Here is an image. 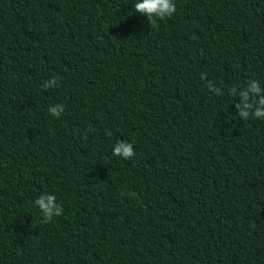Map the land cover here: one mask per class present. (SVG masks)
I'll return each instance as SVG.
<instances>
[{
    "label": "trees",
    "instance_id": "trees-1",
    "mask_svg": "<svg viewBox=\"0 0 264 264\" xmlns=\"http://www.w3.org/2000/svg\"><path fill=\"white\" fill-rule=\"evenodd\" d=\"M135 2L0 0V264H264V0Z\"/></svg>",
    "mask_w": 264,
    "mask_h": 264
},
{
    "label": "clouds",
    "instance_id": "clouds-1",
    "mask_svg": "<svg viewBox=\"0 0 264 264\" xmlns=\"http://www.w3.org/2000/svg\"><path fill=\"white\" fill-rule=\"evenodd\" d=\"M133 8L135 11L146 14L152 24L155 23L156 18L171 17L176 12V5L173 0H136ZM54 82V80H50L47 82L46 86H53ZM248 91L259 93L260 87L258 82L254 80ZM248 91L244 92L242 95L247 97ZM253 101L255 102L254 97ZM259 104L260 107L252 111V115L257 118L264 117V98L259 100ZM237 108L240 109L239 115L247 120L249 111L254 108V103H240L237 104ZM63 110V106L61 105L49 108V112L56 117H59ZM114 154L116 156H122L125 159H131L135 155V152L131 143L121 141L115 147ZM55 201L56 197L52 195L41 196L36 201V204L39 205L45 217V221H51L54 216H58L62 213V208L57 206Z\"/></svg>",
    "mask_w": 264,
    "mask_h": 264
}]
</instances>
